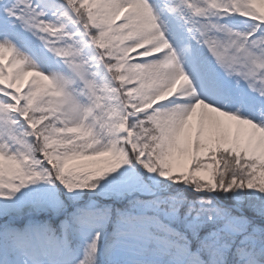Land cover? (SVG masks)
Returning <instances> with one entry per match:
<instances>
[{"label": "snow or ice", "instance_id": "snow-or-ice-1", "mask_svg": "<svg viewBox=\"0 0 264 264\" xmlns=\"http://www.w3.org/2000/svg\"><path fill=\"white\" fill-rule=\"evenodd\" d=\"M0 217V264H264V0H0Z\"/></svg>", "mask_w": 264, "mask_h": 264}, {"label": "rangeland", "instance_id": "rangeland-1", "mask_svg": "<svg viewBox=\"0 0 264 264\" xmlns=\"http://www.w3.org/2000/svg\"><path fill=\"white\" fill-rule=\"evenodd\" d=\"M25 220L26 217H0V226H7L6 222L11 221V227L13 229H22L24 227Z\"/></svg>", "mask_w": 264, "mask_h": 264}]
</instances>
